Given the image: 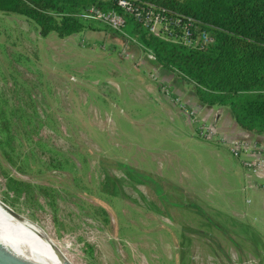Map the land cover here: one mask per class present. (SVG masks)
<instances>
[{"label": "rangeland", "instance_id": "374dc122", "mask_svg": "<svg viewBox=\"0 0 264 264\" xmlns=\"http://www.w3.org/2000/svg\"><path fill=\"white\" fill-rule=\"evenodd\" d=\"M91 7L61 39L0 11V200L72 264H264L242 216L244 187L264 194L262 145L225 114L212 122L215 106L195 109L190 84L145 59L128 19L121 41ZM150 23L164 39H203ZM238 140L248 145L234 155Z\"/></svg>", "mask_w": 264, "mask_h": 264}, {"label": "trees", "instance_id": "16d2710c", "mask_svg": "<svg viewBox=\"0 0 264 264\" xmlns=\"http://www.w3.org/2000/svg\"><path fill=\"white\" fill-rule=\"evenodd\" d=\"M116 1L0 0V11L24 17L41 35L53 32L61 39L83 28L89 6L114 10L128 19L124 28L135 35L145 59L160 72L190 84L198 103L221 107L239 129L264 135V0H128L141 12L152 7L171 26L176 21V35L183 29L192 38L205 35L194 45L153 34ZM108 27L118 34V29ZM118 38L125 40L119 34ZM122 164L142 182H153L148 174Z\"/></svg>", "mask_w": 264, "mask_h": 264}, {"label": "bare ground", "instance_id": "6f19581e", "mask_svg": "<svg viewBox=\"0 0 264 264\" xmlns=\"http://www.w3.org/2000/svg\"><path fill=\"white\" fill-rule=\"evenodd\" d=\"M0 245L18 264H60L61 259L66 258L33 223L18 220L1 205Z\"/></svg>", "mask_w": 264, "mask_h": 264}, {"label": "built area", "instance_id": "2783aa9c", "mask_svg": "<svg viewBox=\"0 0 264 264\" xmlns=\"http://www.w3.org/2000/svg\"><path fill=\"white\" fill-rule=\"evenodd\" d=\"M116 3L122 8L123 12L131 13L136 19H140L143 22V24L145 23L146 26H147V24H149V28L151 30H152V28H151L152 25H151L150 21H152V20L154 22L158 21L160 23V26H158V29H161L164 32H167L169 34H174L173 33L174 25H175V27H178V23L176 21L174 22V25L171 26L169 24V22L166 20V18L163 15H161L158 11H155L152 7L141 12L139 9L134 7L132 5V3L128 0H117ZM90 11L92 12V15L96 19L100 20L103 23H106L108 26H110L112 28L119 29L121 26H123V24L125 22L124 16L122 14L117 13L114 10H103V9L91 7ZM152 33L155 34V32H152ZM178 36H181L182 39H186L188 42L191 39H193L192 37L189 36V32L186 29H183L181 34ZM202 37H203V39H205V35H202ZM183 43H184V41H183ZM147 56L152 57V55L150 53H147ZM163 85H162L163 87H166L165 84H163ZM234 142L231 143L230 145L225 143L227 148L229 147L228 150L234 155H239L242 151H244V149H246V145H248V143L246 141L238 140V141H234ZM255 147H256L255 149L260 150L259 145L255 146Z\"/></svg>", "mask_w": 264, "mask_h": 264}, {"label": "crops", "instance_id": "0c3cea01", "mask_svg": "<svg viewBox=\"0 0 264 264\" xmlns=\"http://www.w3.org/2000/svg\"><path fill=\"white\" fill-rule=\"evenodd\" d=\"M181 90H184V89H180V91H177V92L182 93V94H186L185 90L184 91H181ZM177 92H172V93L177 94ZM189 93L192 96V93L190 91H189ZM192 98H193V96H192ZM193 101H195V100H193ZM195 102L196 103H192V105L195 109H197V108L200 109L202 107L209 109V108L214 107V106H208L205 104H200L197 101H195ZM215 107L217 108L216 111H218V113L215 112V114L213 115V117L211 119V121L214 123L218 120L220 115H222V114L227 115L226 113L223 112L221 107H219V106H215ZM219 110L221 112H219ZM221 122H222L221 124H223V126L228 125L229 128L232 129L236 135L243 136V137L247 136L248 139L254 140L256 143H259L260 145H262L263 150H264V135H253L251 133H248V132H245V131L239 129L234 124L232 119L228 117V115ZM244 191L247 195H249L251 197V200L244 204L245 206H244L242 216L245 217L246 222L248 221V224L250 225V227L257 231V233L259 234V238H262L264 240V194L262 192L260 193V191H257L255 188L248 187V186L244 187Z\"/></svg>", "mask_w": 264, "mask_h": 264}, {"label": "water", "instance_id": "95a60500", "mask_svg": "<svg viewBox=\"0 0 264 264\" xmlns=\"http://www.w3.org/2000/svg\"><path fill=\"white\" fill-rule=\"evenodd\" d=\"M0 205L6 211H8V213H10L13 217L17 218L18 220L26 219V217L13 210L11 207H9L1 200H0ZM0 264H18L16 261L12 259L10 253L7 252L5 248H3L1 245H0ZM60 264H70V262L66 258H62Z\"/></svg>", "mask_w": 264, "mask_h": 264}]
</instances>
